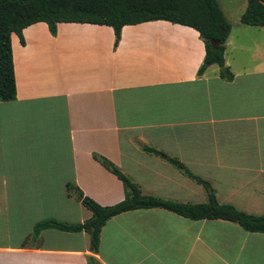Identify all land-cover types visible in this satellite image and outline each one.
Masks as SVG:
<instances>
[{
    "label": "crops",
    "instance_id": "crops-1",
    "mask_svg": "<svg viewBox=\"0 0 264 264\" xmlns=\"http://www.w3.org/2000/svg\"><path fill=\"white\" fill-rule=\"evenodd\" d=\"M251 27L242 30L254 34L250 46L230 30L224 41L229 79L216 64L197 74L198 33L165 20L123 25L116 45L101 24L58 22L50 34L39 21L21 30L22 43L12 33L15 98L0 101V264H86L89 255L98 264H264V233L160 207L106 219L95 254L84 231L32 235L42 220L90 217L67 183L101 206L123 198L93 154L143 195L205 202L201 184L144 146L207 181L218 203L264 215V26ZM227 45L250 53L227 61Z\"/></svg>",
    "mask_w": 264,
    "mask_h": 264
},
{
    "label": "trees",
    "instance_id": "trees-1",
    "mask_svg": "<svg viewBox=\"0 0 264 264\" xmlns=\"http://www.w3.org/2000/svg\"><path fill=\"white\" fill-rule=\"evenodd\" d=\"M263 0H246L239 21L249 26H264ZM165 20L193 28L203 42L204 55L197 69L200 74L208 65L218 66V75L229 79L231 73L224 66V41L230 24L223 16L216 0H0V101L15 98V81L10 46V35L20 39L21 30L35 22L46 24L50 34L55 33L58 22H81L110 26L116 45L123 25L145 21ZM215 44H211L210 41ZM146 152L159 156L187 174L206 190L202 203H178L143 195L138 187L105 157L93 154V158L115 175L123 187V198L108 206L94 202L74 184H66L78 200L91 213L90 217L76 223H65L54 219L37 222L32 235L40 230L53 228L61 231H84L88 235L89 250L95 254L98 247L99 229L106 219L120 212L136 208L160 207L191 220L222 219L237 223L243 230L264 233V215L248 214L231 204L218 203L207 181L192 175L181 163L161 151L144 146ZM86 264H98L91 255Z\"/></svg>",
    "mask_w": 264,
    "mask_h": 264
},
{
    "label": "rangeland",
    "instance_id": "rangeland-1",
    "mask_svg": "<svg viewBox=\"0 0 264 264\" xmlns=\"http://www.w3.org/2000/svg\"><path fill=\"white\" fill-rule=\"evenodd\" d=\"M220 8L223 10L224 15L227 19V21L229 22L231 29H230V34L228 39L233 41V42H237L239 44H244L246 46H250L248 45V43L252 40L253 35L249 34V35H245V33H243V29H248V31H252L253 28L251 26H244L241 22H239L238 18L244 8V2L245 0H217ZM256 36V35H255ZM231 45H227L226 49H225V59L228 61L230 59V57L232 56V58H235L234 60H238V58H241V60H244L248 54L250 53L247 49H240L238 50V48H234L231 51L230 49ZM231 53V56H230ZM239 61V60H238Z\"/></svg>",
    "mask_w": 264,
    "mask_h": 264
},
{
    "label": "water",
    "instance_id": "water-1",
    "mask_svg": "<svg viewBox=\"0 0 264 264\" xmlns=\"http://www.w3.org/2000/svg\"><path fill=\"white\" fill-rule=\"evenodd\" d=\"M210 43H211L212 45H213V44H215V42H214V41H212V40L210 41Z\"/></svg>",
    "mask_w": 264,
    "mask_h": 264
}]
</instances>
